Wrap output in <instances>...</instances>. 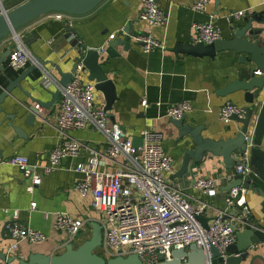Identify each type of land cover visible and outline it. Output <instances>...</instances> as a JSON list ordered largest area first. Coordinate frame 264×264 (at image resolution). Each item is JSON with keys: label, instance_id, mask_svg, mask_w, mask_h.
<instances>
[{"label": "crops", "instance_id": "crops-1", "mask_svg": "<svg viewBox=\"0 0 264 264\" xmlns=\"http://www.w3.org/2000/svg\"><path fill=\"white\" fill-rule=\"evenodd\" d=\"M25 1L27 0H0V4L8 11ZM193 1L157 0V5L167 20L161 27L150 28L139 19L141 0H103L84 15L51 13L41 16L17 30L15 35H8L0 42V55L5 50H12L20 42L36 60L37 69L20 82V89L15 88L2 105L6 114H13V106L18 110L12 124L20 128L24 137L17 136L12 129L6 127L8 120L3 122L4 113H0V123L3 122V126H0V254L6 255V260H0V263L18 264L17 260L8 262L7 259L16 257L18 260H27L30 254L50 256L64 251L69 239L64 233L54 229L56 213H65L72 219L85 221L84 228L71 242L74 247L90 238L92 223L100 225L101 215L90 207L89 199L83 198L74 189L75 184L82 178L81 174L75 172L74 167L86 160L89 154L87 149L80 150L74 159L62 160L56 170L46 175L41 174V168L47 165L49 153L58 144L55 125L60 108L61 86L55 67L59 66L62 73H67L72 66L71 61L66 63L64 59L61 60L69 49V45L62 38L64 23L72 28L76 43L86 49L105 50L109 42L116 38L128 39V51H123V47L118 45L116 56L108 57L103 53L101 61L108 78L114 83L117 96L112 110L107 112L112 117L108 118V125L118 124L124 130L125 138L132 142L139 140L142 144V131L159 134V144L173 159L177 172L185 151L192 147L185 146L183 141L177 142V131L170 124V118L166 117V111L183 101L191 105L187 121L191 126H203V138L218 141L232 136L237 125H223L218 116L226 102L243 107L242 93L219 97L216 91L233 81L238 69L242 68L238 56L233 51L220 52L213 57L194 56L184 53L183 49L184 46L193 44V23L212 21L219 28L221 39L228 40L231 38L233 25L236 28L245 26L244 18L257 16L264 20V0H218L217 6L212 0L204 11H195L192 8ZM237 11H244V17L229 24L226 21L227 14ZM57 15L62 17L61 20L55 18ZM126 27L129 34L119 36ZM252 28L264 29V24L253 22ZM148 31L160 42V48L143 54L133 38ZM111 35L113 39L109 40ZM37 58L42 63H39ZM72 58L73 55H70V59ZM1 68L0 90L7 84L5 75L14 80L27 69H12L7 61L1 64ZM86 77L87 73L83 72L82 82L87 83ZM57 91L60 93L52 107H40L38 113L41 116L36 118L32 126L22 123L25 116L18 120L28 107H34L37 102L49 103ZM263 98L264 92L259 100ZM142 100L146 101L144 107L141 106ZM94 105L102 109L105 105L102 93L96 90ZM229 126L231 130L227 131ZM69 136L100 153L107 147L106 138L92 128L74 130ZM260 150L264 152V138ZM15 156L27 158L28 163L36 168L41 177L40 185L34 188L31 194L26 192V186L31 183L30 179L23 178L19 169L9 164ZM117 162L122 164L123 159L119 158ZM119 167L121 166L118 164L113 165L103 158L100 159V170L110 171ZM233 169L234 166L227 170L220 158L207 154L200 164H193L191 161L185 175L173 180L168 176V180L185 195L201 198L210 206L202 216L209 222L217 211L225 209L224 196L228 191L227 187L234 182ZM195 177L222 179L217 196L200 197L190 187ZM249 177L257 182L256 187L264 190V184L254 176V172ZM259 201L260 198L253 194L251 189L247 190L246 203L251 217H260ZM31 203L36 204L33 211L29 209ZM14 210L18 212L20 224L43 233L46 239L36 244L22 242L16 251H9L10 240L5 225L12 219Z\"/></svg>", "mask_w": 264, "mask_h": 264}, {"label": "built area", "instance_id": "built-area-1", "mask_svg": "<svg viewBox=\"0 0 264 264\" xmlns=\"http://www.w3.org/2000/svg\"><path fill=\"white\" fill-rule=\"evenodd\" d=\"M212 0H194L192 8L204 11ZM142 9L139 19L150 28L161 27L167 17L160 10L156 0H141ZM244 11L230 12L226 21L232 24L244 17ZM61 20V16H55ZM192 43L210 45L221 39L218 27L209 21L191 25ZM113 35L109 36V40ZM134 42L143 54L160 48V42L148 31L137 34ZM104 53V48L97 50ZM7 64L15 70H24L36 65V60L18 42L7 58ZM83 66L78 63L70 81L60 88L61 101L56 116L58 144L48 155L47 165L41 168L46 175L56 170L62 160L74 159L83 148L89 151L84 162L75 165V172L82 178L74 189L89 199L90 207L101 215L102 244L100 256L104 259L136 255L142 264H161L171 260L173 250L187 249L191 244L203 250L210 264V247L218 249L222 258L227 247L235 244L236 234L248 220L250 211L246 203L247 190L242 186L233 187L225 193L223 211H217L205 229L197 218L204 216L210 206L201 198L185 195L180 188L168 180L176 173L174 161L159 144L160 135L142 131V144L135 147L131 140L122 134L118 124L108 125L107 113L94 105V86L82 82ZM259 75V72H256ZM146 101L142 100L141 106ZM35 109H40L38 105ZM191 111L186 102L177 103L166 111V117L179 119ZM243 107L226 102L220 109L218 119L221 124L229 125L231 117L242 118ZM95 129L107 140L103 153L90 149L74 140L69 133L74 130ZM103 158L113 165H120L110 171L99 169ZM119 158L123 163H118ZM239 164L234 166L232 176L249 177L253 174L247 151L237 157ZM9 164L17 167L23 178L30 179L26 192L33 193L40 185L41 177L27 158L15 156ZM222 184L220 178L195 177L190 187L200 197L217 196ZM36 204H30V211ZM234 211L233 215H230ZM55 230L64 233L71 243L84 228L85 221L72 219L65 213L54 214ZM10 245L9 251H16L22 242L36 244L46 239L45 235L18 222V212H12V219L6 223ZM162 257L160 261L159 257ZM0 264H4L1 262Z\"/></svg>", "mask_w": 264, "mask_h": 264}, {"label": "water", "instance_id": "water-1", "mask_svg": "<svg viewBox=\"0 0 264 264\" xmlns=\"http://www.w3.org/2000/svg\"><path fill=\"white\" fill-rule=\"evenodd\" d=\"M103 0H27L24 3L16 6L11 10H4L0 4V42L8 35H15L20 28L31 23L35 19L51 14L62 13L66 15L78 16L89 13L96 8ZM157 1V0H156ZM215 5H218V0H214ZM245 26L236 28L231 27V38L220 39L210 45H186L183 49L184 53L194 56L213 57L215 54L226 51H233L238 56V62L242 66L236 72V77L233 81L226 84L224 88L216 91L219 97H227L235 93H242L244 103L242 118L237 116L231 117V123L237 125L230 138L223 140H211L203 138L201 132L203 126H191L187 121V114L182 115L179 119H170V124L177 131V142L183 141L185 146H191L185 151L181 165L177 172L171 176V180L180 178L186 174L188 165L192 161L193 164H200L204 157L209 154L211 157L220 158L222 164L227 170H231L232 166L239 164L237 157L247 151L250 157V165L253 168L254 176L264 184V152L260 150L264 138V98L259 100L264 92V29L252 28V23L264 24L261 18L253 17L250 19L244 18ZM64 34L62 38L69 45V49L61 57V60L67 63L72 62L71 70L67 73H62L59 66L55 69L60 76L59 84L65 86L71 79L76 70L78 63L83 66V72L87 73L86 80L92 83L94 90L102 93L105 105L104 112L112 110V106L117 101L114 83L108 78L103 69L102 55L103 53L93 49H86L84 46L77 44L74 38L72 28L62 25ZM128 35L127 27L118 35ZM121 45L123 51H128L130 45L127 38H116L110 41L104 53L108 57L117 55L116 46ZM10 50H5L0 55V70L1 64L7 61ZM73 58L70 59V55ZM69 55L67 58L66 56ZM39 63L41 60L37 58ZM249 65V66H248ZM36 69L35 65L28 67L20 73L14 80L6 77L7 82L4 88L0 90V113H4V121L6 127L19 137L24 134L19 127L12 124L18 110L13 106V114H6L4 105L6 100L15 88L20 89V82ZM259 72V75L256 74ZM59 91L52 95V100L49 103L37 102L39 107L50 109L56 98L59 96ZM27 108V107H26ZM24 115L22 123L32 126L36 118H39L38 110L34 107H28ZM107 117L112 118L107 114ZM3 122L0 126H3ZM120 127V126H119ZM122 134L123 131L120 128ZM231 127L227 128L230 131ZM135 147L141 146L139 140H133ZM1 150H0V159ZM234 182L227 187L230 190L233 187L242 185L246 190L251 189L260 201L259 213L260 217L249 216L248 220H243L245 223L243 229L236 234L235 244L227 247L224 251L225 258H222L218 249L210 247V264H264V190L256 187L257 182L250 177L235 175ZM234 211L230 215H233ZM197 220L206 229L208 220L199 217ZM91 236L81 245L74 247L71 243L66 244L64 251L57 255H42L30 254L27 260H18L16 257L7 259L8 262L16 261L18 264H142L136 255L127 257H116L104 259L95 251L102 244V227L97 223L91 224ZM160 261L162 257H159ZM0 260L5 261L6 255L0 254ZM161 264H208L206 256L202 249L191 244L187 249L173 250L171 252V260Z\"/></svg>", "mask_w": 264, "mask_h": 264}, {"label": "rangeland", "instance_id": "rangeland-1", "mask_svg": "<svg viewBox=\"0 0 264 264\" xmlns=\"http://www.w3.org/2000/svg\"><path fill=\"white\" fill-rule=\"evenodd\" d=\"M95 252H96L97 254H101V252H100V248L96 249Z\"/></svg>", "mask_w": 264, "mask_h": 264}, {"label": "trees", "instance_id": "trees-1", "mask_svg": "<svg viewBox=\"0 0 264 264\" xmlns=\"http://www.w3.org/2000/svg\"><path fill=\"white\" fill-rule=\"evenodd\" d=\"M100 256V254H98Z\"/></svg>", "mask_w": 264, "mask_h": 264}]
</instances>
